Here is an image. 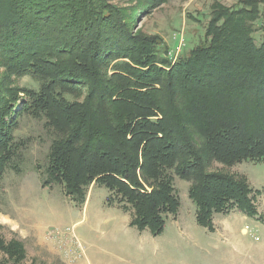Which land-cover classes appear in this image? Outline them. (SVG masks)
<instances>
[{"label": "trees", "instance_id": "16d2710c", "mask_svg": "<svg viewBox=\"0 0 264 264\" xmlns=\"http://www.w3.org/2000/svg\"><path fill=\"white\" fill-rule=\"evenodd\" d=\"M166 1L0 0V179L22 163L27 116L48 142L42 187L79 207L102 186L156 237L179 210L177 177L209 232L215 215H258L246 178L212 167L264 163V29L252 37L264 0L213 2L206 40L175 61L161 37L133 33ZM24 76L38 88L18 86ZM0 253L26 258L16 239L0 238Z\"/></svg>", "mask_w": 264, "mask_h": 264}, {"label": "rangeland", "instance_id": "374dc122", "mask_svg": "<svg viewBox=\"0 0 264 264\" xmlns=\"http://www.w3.org/2000/svg\"><path fill=\"white\" fill-rule=\"evenodd\" d=\"M126 6L130 0H106ZM239 0H167L137 21L133 33L158 35L175 61L204 42L211 5L239 7ZM252 37L263 40L264 4ZM1 72V71H0ZM18 86L37 89L28 76ZM71 100V97L67 96ZM16 137L28 141L18 171L7 169L0 179V238L22 242V264H264V163L232 167L215 163L212 170L244 176L253 190L257 216L238 211L213 217V231L199 227L195 206L188 198L189 183L174 177L179 210L167 216L160 235L129 226L131 211L104 187L92 185L79 207L62 187H42L48 142L40 124L23 116ZM3 255L0 253V261Z\"/></svg>", "mask_w": 264, "mask_h": 264}]
</instances>
